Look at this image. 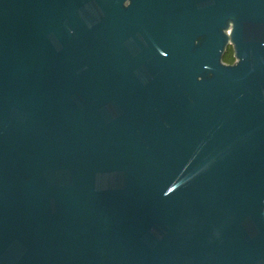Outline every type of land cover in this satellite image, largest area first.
Here are the masks:
<instances>
[{
  "label": "water",
  "instance_id": "95a60500",
  "mask_svg": "<svg viewBox=\"0 0 264 264\" xmlns=\"http://www.w3.org/2000/svg\"><path fill=\"white\" fill-rule=\"evenodd\" d=\"M0 264H264V0H0Z\"/></svg>",
  "mask_w": 264,
  "mask_h": 264
},
{
  "label": "trees",
  "instance_id": "16d2710c",
  "mask_svg": "<svg viewBox=\"0 0 264 264\" xmlns=\"http://www.w3.org/2000/svg\"><path fill=\"white\" fill-rule=\"evenodd\" d=\"M224 62L227 64H234L235 63L234 52H233L232 48H229L228 53L224 57Z\"/></svg>",
  "mask_w": 264,
  "mask_h": 264
}]
</instances>
